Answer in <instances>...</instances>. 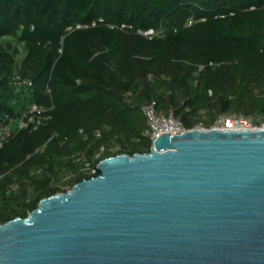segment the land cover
I'll return each instance as SVG.
<instances>
[{"label":"trees","instance_id":"16d2710c","mask_svg":"<svg viewBox=\"0 0 264 264\" xmlns=\"http://www.w3.org/2000/svg\"><path fill=\"white\" fill-rule=\"evenodd\" d=\"M154 100L187 129L264 123V0H0V113L51 117L0 148V225L149 152Z\"/></svg>","mask_w":264,"mask_h":264},{"label":"water","instance_id":"95a60500","mask_svg":"<svg viewBox=\"0 0 264 264\" xmlns=\"http://www.w3.org/2000/svg\"><path fill=\"white\" fill-rule=\"evenodd\" d=\"M182 133L1 224L0 264H264V128Z\"/></svg>","mask_w":264,"mask_h":264},{"label":"built area","instance_id":"2783aa9c","mask_svg":"<svg viewBox=\"0 0 264 264\" xmlns=\"http://www.w3.org/2000/svg\"><path fill=\"white\" fill-rule=\"evenodd\" d=\"M92 25H95V23H93ZM81 27L83 26H76V28ZM110 27L113 26L110 25ZM124 27V25L121 26V28ZM68 29H71V27H69ZM16 82L19 85L27 83V81L22 80L21 77H17ZM143 112L147 118V122L149 125V129L146 134L149 135L152 141L150 151L144 154H148L155 149V141L162 134L171 133L172 135H181L183 134L182 132L188 131L184 124L174 116V113L172 111L168 113L159 112L157 109V102L155 100L144 106ZM45 113L46 110L44 108L38 107L37 105H33L29 111L24 113L18 119L12 118L7 113H0V148H2L5 142L13 136L15 131L25 128L29 124H33L34 127L37 128L38 125L50 119L51 117L49 115H45ZM218 121L220 122V124H215L210 129L221 128L254 130L257 128H264V123H262L261 125H257L255 124L252 117H244L240 115L223 116ZM197 127L205 128L203 126ZM86 169L90 170L88 167Z\"/></svg>","mask_w":264,"mask_h":264},{"label":"rangeland","instance_id":"374dc122","mask_svg":"<svg viewBox=\"0 0 264 264\" xmlns=\"http://www.w3.org/2000/svg\"><path fill=\"white\" fill-rule=\"evenodd\" d=\"M146 34H148V33H146ZM149 34H150V33H149ZM149 34H148V35H149ZM215 124H220V122H219V121H217ZM215 124H214V125H215Z\"/></svg>","mask_w":264,"mask_h":264}]
</instances>
